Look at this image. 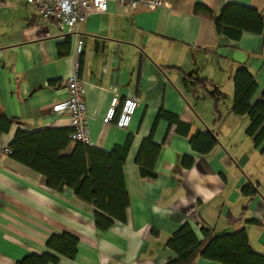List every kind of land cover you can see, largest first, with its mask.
<instances>
[{"label": "crops", "instance_id": "1", "mask_svg": "<svg viewBox=\"0 0 264 264\" xmlns=\"http://www.w3.org/2000/svg\"><path fill=\"white\" fill-rule=\"evenodd\" d=\"M165 1L153 11L112 4L70 35L41 19L25 0H0V112L14 120L0 149L9 147L19 130L71 128L69 117L53 107L68 97L66 83L77 64L90 146L110 152L133 136L124 166L127 222H116L107 232L96 228L95 208L72 189L54 191L43 175L1 156L0 264L46 253L47 240L63 233L79 239V253L58 264H167L175 253L166 243L185 225L199 241L203 229L215 236L244 229L252 248L264 255V142L256 146L248 136V116L232 113L240 66L256 76L253 103L262 99L264 34L232 38L217 33L209 16L195 13L200 5L218 18L235 4L264 18V0ZM77 40L83 41L80 57ZM202 80L205 86L197 82ZM115 94L121 102L138 103L125 130L103 122ZM152 133L161 148L157 178L145 179L136 160ZM208 133L217 139L209 152L201 151L210 144L208 137L193 147L197 134ZM246 186L255 194H245ZM195 264L220 263L200 257Z\"/></svg>", "mask_w": 264, "mask_h": 264}, {"label": "trees", "instance_id": "2", "mask_svg": "<svg viewBox=\"0 0 264 264\" xmlns=\"http://www.w3.org/2000/svg\"><path fill=\"white\" fill-rule=\"evenodd\" d=\"M195 13L209 16L217 33L232 38L239 39L244 33L264 34V18L253 8L230 4L216 18L209 9L197 5ZM233 81L232 113L248 116L251 123L247 134L256 146H260L264 142V92L262 99L253 103L258 91L257 79L246 66L237 68ZM197 82L205 86V81ZM212 97L218 101L216 96ZM161 117L162 113L158 119ZM13 123V119L0 112V138L9 132ZM72 132V128H47L35 132L19 130L9 146L13 151L11 157L43 175L47 187L52 190L62 192L66 188L72 189L77 199L95 208L96 228L107 232L116 222H127L130 196L124 166L133 136H129L125 144L116 145L107 152L72 142ZM152 135L144 140L136 160L145 179L157 178L155 164L161 148L153 143ZM200 137H208L210 141L206 148L201 149L204 153L209 152L217 142L210 133L197 134L191 141L193 147L196 148ZM244 193L253 195L255 191L246 186ZM203 234L204 240L199 241L189 225L183 226L166 243L175 253V258L167 264H195L200 257L220 264H264V255L252 248L244 229L220 236L203 229ZM79 243L77 237L68 233L53 235L47 240L46 253L27 255L16 264H58L61 258L74 260L79 253Z\"/></svg>", "mask_w": 264, "mask_h": 264}, {"label": "built area", "instance_id": "3", "mask_svg": "<svg viewBox=\"0 0 264 264\" xmlns=\"http://www.w3.org/2000/svg\"><path fill=\"white\" fill-rule=\"evenodd\" d=\"M32 5L38 16L47 22L58 24L64 33L76 35L81 24L94 13H106L110 5L121 9L136 11L144 9L153 11L166 6L165 0H25ZM75 53L80 57L83 53V41L77 40ZM68 97L54 105L53 111L59 115H67L73 129L70 139L91 145L89 116L84 102L85 85L80 77V64L66 83ZM138 103L132 98L121 102L118 94L111 100L110 108L103 120L105 124L114 123L119 129H128L137 111ZM12 149H0V157L11 156Z\"/></svg>", "mask_w": 264, "mask_h": 264}]
</instances>
